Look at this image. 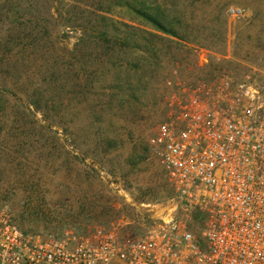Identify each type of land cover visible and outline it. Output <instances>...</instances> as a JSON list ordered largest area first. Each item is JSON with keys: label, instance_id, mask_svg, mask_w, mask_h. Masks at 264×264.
<instances>
[{"label": "rangeland", "instance_id": "1", "mask_svg": "<svg viewBox=\"0 0 264 264\" xmlns=\"http://www.w3.org/2000/svg\"><path fill=\"white\" fill-rule=\"evenodd\" d=\"M118 1L0 0V205L26 233L148 231L171 207L150 140L175 84L227 73L264 93V0H146L185 14L190 41L150 39L155 57L86 88L88 46L62 17Z\"/></svg>", "mask_w": 264, "mask_h": 264}, {"label": "built area", "instance_id": "2", "mask_svg": "<svg viewBox=\"0 0 264 264\" xmlns=\"http://www.w3.org/2000/svg\"><path fill=\"white\" fill-rule=\"evenodd\" d=\"M150 147L171 207L144 233H26L0 205V264H264V93L227 73L178 82Z\"/></svg>", "mask_w": 264, "mask_h": 264}, {"label": "trees", "instance_id": "3", "mask_svg": "<svg viewBox=\"0 0 264 264\" xmlns=\"http://www.w3.org/2000/svg\"><path fill=\"white\" fill-rule=\"evenodd\" d=\"M118 4L120 11L112 8L107 11L92 10L86 5L82 17L78 18L69 13L62 17L66 29L77 30L81 34L77 39L76 51L88 46L87 51L81 54L92 70L86 88H93L95 73L100 74V78H105L118 65L122 69L132 64L138 67L145 58L155 57V43L150 39L167 41L164 37L166 36L183 42L190 41L184 35L188 29L185 14L169 12L157 4V7H153L146 0H119ZM121 28L129 32L120 39L116 34H119ZM130 51L136 56L131 63ZM32 106L39 111L36 103H32ZM55 133L59 134L58 131Z\"/></svg>", "mask_w": 264, "mask_h": 264}]
</instances>
